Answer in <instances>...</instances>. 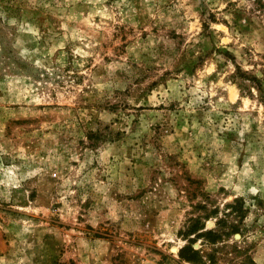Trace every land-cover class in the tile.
Instances as JSON below:
<instances>
[{
    "label": "rangeland",
    "instance_id": "obj_1",
    "mask_svg": "<svg viewBox=\"0 0 264 264\" xmlns=\"http://www.w3.org/2000/svg\"><path fill=\"white\" fill-rule=\"evenodd\" d=\"M0 264H264V0H0Z\"/></svg>",
    "mask_w": 264,
    "mask_h": 264
},
{
    "label": "trees",
    "instance_id": "obj_2",
    "mask_svg": "<svg viewBox=\"0 0 264 264\" xmlns=\"http://www.w3.org/2000/svg\"><path fill=\"white\" fill-rule=\"evenodd\" d=\"M205 233L207 234V235H210L211 233H212V231H205ZM179 255L181 256V258H183L185 261H189V262H192V263H194L195 262V259H194V257H185L184 255H183V251L181 250L180 252H179Z\"/></svg>",
    "mask_w": 264,
    "mask_h": 264
}]
</instances>
